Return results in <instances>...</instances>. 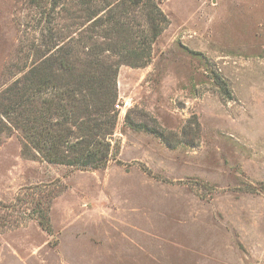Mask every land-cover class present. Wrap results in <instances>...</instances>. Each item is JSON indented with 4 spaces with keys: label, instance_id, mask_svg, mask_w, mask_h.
Segmentation results:
<instances>
[{
    "label": "rangeland",
    "instance_id": "obj_1",
    "mask_svg": "<svg viewBox=\"0 0 264 264\" xmlns=\"http://www.w3.org/2000/svg\"><path fill=\"white\" fill-rule=\"evenodd\" d=\"M160 5L170 22L151 61L119 69L107 168L27 158L19 132L0 139V264H264V0ZM36 14L0 0V88ZM129 109L156 131L128 125Z\"/></svg>",
    "mask_w": 264,
    "mask_h": 264
},
{
    "label": "trees",
    "instance_id": "obj_2",
    "mask_svg": "<svg viewBox=\"0 0 264 264\" xmlns=\"http://www.w3.org/2000/svg\"><path fill=\"white\" fill-rule=\"evenodd\" d=\"M161 1L29 0L37 10L32 27L28 22L33 37L22 46L18 76L0 88V139L19 132L27 158L81 170L107 168L119 119V69L151 61L170 22ZM131 111L128 125L156 131L136 124ZM48 208L38 221L51 233Z\"/></svg>",
    "mask_w": 264,
    "mask_h": 264
}]
</instances>
